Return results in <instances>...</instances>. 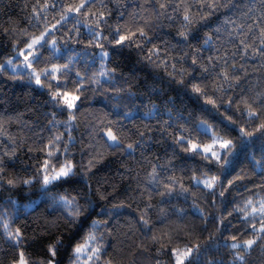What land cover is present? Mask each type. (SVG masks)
I'll list each match as a JSON object with an SVG mask.
<instances>
[{
  "label": "trees",
  "instance_id": "obj_1",
  "mask_svg": "<svg viewBox=\"0 0 264 264\" xmlns=\"http://www.w3.org/2000/svg\"><path fill=\"white\" fill-rule=\"evenodd\" d=\"M48 2L57 4L55 10L49 9L47 13V24L51 27L59 20L60 0H48ZM63 2L67 7L69 4L73 6L79 4L80 0H63ZM43 3L44 0H40V5H37V0H0V62L11 58L17 49L26 47L24 41L28 40L30 35L38 36L43 30V25L38 29L29 24L33 6L39 7ZM142 3L143 0H104L105 15L109 26L115 27L118 24L132 26L131 14L135 12L137 22L143 23L140 19L143 16L152 23V30L149 31L151 42L145 45L144 52L136 48H125L119 55L113 56L110 66L117 67V78L113 86L105 85L106 91L103 95L100 94V90L96 92L91 90L96 87L95 85L89 86L86 83V90L82 97L84 101L81 107L82 115L78 114L75 121L76 127L70 131L63 123L68 120L67 112L61 114L54 107L47 87L42 88L34 82L29 83L26 78L13 80L9 78V75L0 76V116L4 118V134L0 135V141L3 142L0 144V154L9 151L13 146L16 147V155L13 159L5 157L9 173L21 179L30 178L45 158V153L39 149L46 148L50 138L63 134L60 143L65 144L68 142L69 134L74 137L69 148L73 162L77 165L76 183L72 186L64 184L62 187L53 188L49 196L53 193L79 194L81 204L84 203V197L92 200L93 207L90 209L92 219L109 222L101 229L105 232L104 242L108 245L107 255L103 256L102 260L111 259L113 264H156L157 260L160 264H171L169 256L157 257V250L162 245L183 248L189 242L206 245L210 234L219 238L221 233L216 231L218 225L213 217L217 221L227 217L225 223L230 221L235 226L223 232V239H228L237 228L243 231L245 227L238 221L241 215L239 212H233L232 216H228V212L242 207L253 193L264 196V188L260 187L264 184V175L254 171L251 163L252 156L257 160L262 158L259 142L250 147L241 145L238 140V131L233 130L242 123L237 119L238 114L235 109L225 111L224 107H219L217 111L212 105L205 103V97H198L191 90L189 81H192V76L189 73L197 77V80L193 82L199 83L203 80V84L209 86V96L216 99L212 90L219 83L215 79V73L221 69L217 67L213 70L209 65L210 74L201 73L198 69L193 72L190 57L185 60L179 59L184 52L191 51L183 44H177L179 39L177 33L182 30V14H173L176 17L175 20H168L165 17L157 20L150 10H141L139 5ZM98 9L99 5L94 7L93 11ZM109 11L111 15H108ZM168 11L171 13V9ZM121 12L124 13L123 16L120 15ZM223 15L222 11L206 24L195 25L194 34L197 39L191 40V43L196 46L202 45L204 34L212 33L219 23L218 17L222 19ZM91 22L92 19H89V23ZM32 23L35 24V21L33 20ZM72 27L71 22L65 25V29ZM6 29H12L13 33L8 34ZM24 29L28 30L29 35L22 34ZM80 32L82 43H69L63 54L64 58L52 60L46 64L41 63L38 66L34 64L33 68L40 71L44 67L50 68L53 63L63 64L67 56L72 55L75 59L73 72L69 75L70 80L76 79V71L91 74L99 70V60L93 63L91 55L99 49L88 48L87 55H85V45L88 43L87 29L81 25ZM61 36L62 32L55 34V38ZM223 39L216 41L217 46L223 43ZM153 45L159 46L161 59L167 61V67L162 64L157 67L144 59L147 49L152 48ZM225 47L231 49V45H225ZM215 54V50L203 51L201 53L203 63L207 64V57ZM48 55L47 51H43L45 58ZM172 64L176 65V69L171 67ZM181 69L185 70L184 85L178 83L181 79L179 75H176L174 79L169 76V73H178ZM258 75L259 73L253 74L251 77L253 81ZM205 76L207 78L203 79ZM42 83H44L43 77ZM51 83L55 84L56 81ZM68 87L71 89L72 85L68 84ZM117 90L122 91L119 93V99L114 100L113 96L116 95ZM170 100L175 101L174 107ZM216 103L219 106L221 102L216 100ZM153 106L158 107L160 113L153 117H146L145 114ZM167 110L172 111L173 120L180 119L172 127H168L165 133L163 131L164 122L172 123L169 121ZM53 112H56V120L60 121L55 126L49 124ZM125 112L132 113V118H125L123 116ZM228 116L236 119L235 125L228 121ZM101 121L104 124L108 121H118L116 127L121 128L125 144L135 143L136 140L141 139L139 133H145L142 145L137 146L132 156L104 149L101 137L92 134L94 126H103ZM200 121H207L208 124L218 129V135L236 142V153L231 157L234 163L226 166L227 172L220 170L217 166H213L210 172L207 171L200 157L193 158L174 144V139L182 134L190 136L193 143L201 141L203 144L210 143V139L198 136L194 131L195 125ZM9 137L16 141L15 145L11 143ZM174 149L175 155H173ZM96 152H102L103 158L98 157L100 162L88 171L86 167L88 160ZM60 159L63 160L64 157L61 156ZM154 164L164 166L162 170L158 168L161 172V181L167 182L169 177L177 179L178 182L171 197L162 198L155 191L151 194L140 195L144 191L146 177L152 171ZM81 165L85 167L82 169ZM84 172H87L86 176ZM241 172L245 178L237 181L223 197H220L219 192L223 190L220 182H223L226 188L227 181ZM194 175L197 178L219 177L215 188L216 195H210L209 190L202 184L197 188L192 182ZM89 184L92 186L91 191L88 188ZM181 185L188 189L187 193L182 192ZM160 190L163 191V188ZM101 196L106 198L101 199ZM9 197L18 202L17 208L7 205ZM32 201H36V204L28 208V204ZM121 202L131 206L119 209L118 215L112 217L105 215V212L112 209L113 205ZM149 203L152 205L148 209L152 227L151 231L146 234L147 230L142 229L138 221L140 214ZM193 205L198 206L208 218L207 231L201 232L205 224L196 214ZM0 206H4L3 210L8 215V222L11 223L12 229L19 227L24 233L27 253L36 264H42L47 259L48 246L55 244L58 239L62 241L63 247L59 248L57 261L59 264H71L69 258L72 256V250L85 238L87 227L76 229L67 224L63 219V210L55 207L51 199L42 194L38 183L34 182L30 190L29 186L21 185L12 191L6 189L0 191ZM161 209L168 213L166 217L161 215ZM180 209L184 211L182 216L177 211ZM133 221L136 223L134 224ZM109 231L111 235L107 234ZM153 234L160 239V243L151 241ZM169 236L172 237L171 244L168 243ZM248 238L250 237L247 235L243 236V239ZM142 242L147 246V252L138 247ZM13 256V250L8 243L0 239V264H11ZM221 259L224 264H229L231 257L228 250L213 249L205 255L204 264ZM251 264H264V257H261L258 251L254 252Z\"/></svg>",
  "mask_w": 264,
  "mask_h": 264
},
{
  "label": "snow or ice",
  "instance_id": "obj_2",
  "mask_svg": "<svg viewBox=\"0 0 264 264\" xmlns=\"http://www.w3.org/2000/svg\"><path fill=\"white\" fill-rule=\"evenodd\" d=\"M37 5H40V0H37ZM99 5L97 11L93 8ZM150 6V8H149ZM104 0H80L79 4L73 6L69 4L65 7L63 0H60V17L56 24L48 27L47 13L49 9L55 10L57 4L55 2L49 3L44 0L42 6H33L31 16L29 17V24L33 27L40 28L43 25V30L40 31L38 36L30 35L29 39L24 41L26 47L23 50L17 49L13 57L0 62V76L9 75L10 79L16 80L26 78L29 83L34 82L39 87H47L50 92V100L54 107L60 113L67 112L68 120L64 121L65 128L71 130L76 127L75 121L78 114L82 115L81 107L83 104L82 97L86 90L85 85H95L91 90L96 92L100 90V94L106 91L105 85L113 86L117 78V67H111L113 56L119 55L125 48H136L141 52L145 51V45L151 42L149 31L152 30V23L140 17L143 23L137 22V14H131L132 26L128 24H118L115 27L108 25V20L105 15ZM142 11H151L156 16L157 20L165 17L168 20H175V15L182 14V30L178 31L179 39L177 44H183L185 48L190 49V52H184L180 60L191 58V65L193 72L197 69L201 73L210 74V68L216 69L219 67L221 70L215 73V79L219 81L212 90V94L216 96L213 99L208 94L209 86L201 82H193L197 77L193 73L191 90L198 97H205V103L212 105L219 111V107H224L225 111H232L238 114L237 119L242 121L238 128L233 130L238 131V140L241 145L245 147L254 146L259 142L262 158L260 160L251 157L253 170L258 171L264 175V0H143L139 5ZM171 9V13H169ZM224 12L223 18L219 19V23L212 30V33H205L203 43L196 46L191 43V40L197 39L194 34V26L197 24H206L213 17H217L218 13ZM91 13V17H89ZM111 15V12H108ZM124 15L123 12L120 13ZM89 19L92 22L89 23ZM33 20L35 24H33ZM69 22L72 23L71 29H65V25ZM87 29L88 43L85 45V55H87L88 48L99 49L98 52L92 53L93 63L99 60V70L91 74H82L80 71L75 72L76 79L70 80L69 75L74 69V59L72 55L67 56V60L63 64L53 63L52 66L44 67L42 70L37 71L33 65L37 66L41 63H48L52 60H59L64 58L63 54L67 49L69 43H82L80 39L81 32L80 26ZM8 34H12V29L5 30ZM107 31V34H106ZM57 32H62L60 38H55ZM23 35H29L28 30H23ZM215 37V39H214ZM223 39V43L217 46L216 41ZM62 41V43H61ZM231 45V49L225 47ZM16 46L14 45V48ZM49 53L48 57L43 56V51ZM205 50H215V55L207 57V64L203 63L201 53ZM79 55V54H78ZM19 57H23L19 60ZM149 63L155 64L157 67L161 64L165 67L168 66L167 61L161 59L159 46L153 45L152 48L147 49L144 56ZM159 62V63H158ZM255 62V63H251ZM171 67L176 69V65L172 64ZM30 70V71H29ZM184 69L178 73H169L173 79L179 75L181 79L179 84L184 85ZM259 73L255 77V81L251 78L253 74ZM42 77L44 83H42ZM63 78V79H61ZM207 77H203L206 79ZM56 81L55 84L51 83ZM68 84L72 87L69 89ZM122 90H117L116 95L113 96L114 100L119 99V93ZM219 93V95H216ZM129 95H132L129 93ZM216 100H220L218 106ZM173 107L175 101L170 100ZM160 113V109L153 106L146 117H153ZM169 121L172 123L164 122L163 131L166 133L168 127H172L177 123L180 118L173 120L172 111L167 110ZM123 116L127 119L132 118V113L125 112ZM228 121L235 125L236 119L232 116L227 117ZM60 123L56 120V112L52 113V119L49 124L55 126ZM118 121H108L104 124L101 121V127H93L92 134L100 136L103 148L111 150L112 152L126 153L132 156L136 151L137 146L142 145V138L145 133L140 132L141 139L135 143L125 144L124 135L121 128L116 127ZM115 129V131H114ZM194 131L198 136L206 137L211 140L210 144L193 143L190 136L180 135L174 139V144L182 149L185 153H189L193 158L200 157L204 167L207 171H211L213 166H217L220 170L227 172L226 166L233 165L231 157L235 156L237 144L232 139H224L223 136L218 135V129L207 121H200L195 125ZM4 134V118L0 116V135ZM63 134L56 135L50 138L46 148L41 147L39 150L45 153L43 162L37 166L35 173L27 179H21L19 176L12 175L8 171V165L5 162V157L13 159L16 155V147L13 146L9 151H4L0 154V191L5 189L8 191L15 190L21 185L31 186L35 183L40 185L42 194L51 199L53 205L58 209L63 210L64 221L75 227L76 229L87 227L85 238L79 242L72 250V256L69 258L71 264H113L112 260L103 261L102 257L107 255L106 248L108 245L104 242L105 232L101 231L102 228L108 225V220L92 219V200L84 197V203H80L79 194H55L52 193L53 188L62 187L64 184L72 186L76 183L78 176L77 165L73 162L70 154L69 145L72 144L74 137L70 134L68 142L61 144ZM13 145L16 141L9 137ZM3 142L0 141V144ZM217 146L220 151H217ZM32 151V149H29ZM175 149L173 155H175ZM64 159L61 160L60 157ZM103 158L102 152H96L91 156L87 163V170L91 171L92 168L100 162ZM82 169L84 165L80 166ZM163 165H153L152 171L146 177V184L144 191L140 193L143 196L145 193L151 194L155 191L156 194L163 197H171L175 191L177 179L169 177L167 182L160 179L161 172L158 168L163 169ZM85 176L87 172L83 173ZM206 175V173H204ZM243 172L238 173L236 177L227 181L225 188L223 182H220V187L223 189L219 192V196L223 197L225 192L232 188L237 181L244 179ZM219 181V177L212 176L210 178L200 179L195 175L192 177L193 184L198 188L203 184L204 188L209 190V194L215 196V188ZM91 185H88L91 191ZM139 187V182H138ZM264 188V184L260 185ZM163 188V191L160 189ZM183 193H187L188 189L181 185ZM75 191V189H73ZM106 197L101 196V199ZM36 201L30 202L29 206H34ZM7 205L13 208L18 207V202L9 197ZM131 205L121 202L120 204L113 205L112 209L105 212V215L112 217L118 215V210ZM4 206H0V239L5 240L8 246L13 250L14 256L11 264H36L31 256L27 253V246L25 244V235L22 230L17 227L12 229L11 223L8 222V215L3 210ZM152 205L149 203L139 216V223L142 229L151 231V220L148 214V209ZM196 214L204 221L205 227L201 232L207 231L208 218L204 213L193 205ZM102 211H104L102 209ZM181 216L184 214L182 209L177 210ZM233 212H239L241 215L238 221L245 227L243 231L240 228L236 229L228 239H223V232L235 227L229 221L225 223L227 217L221 218L218 221L215 217L213 220L217 223V232H220V237H214L211 234L208 238L206 245L185 244L183 248L168 247L162 245L156 252V256L167 255L170 257L171 264H204L205 255L215 249L219 251L220 248L228 250L231 259L229 264H251V258L254 252H259L261 257H264V196L253 193L243 204L242 207L234 208L232 212H228V216H232ZM161 215L166 217L168 213L161 209ZM90 221V223H89ZM135 224L136 221H133ZM259 225V226H257ZM99 233V235H98ZM111 235L109 231L107 233ZM247 235L250 238L243 239ZM153 243H160V239L153 234L151 236ZM222 241V242H219ZM172 237L169 236L168 243L171 244ZM63 247L60 239L55 244L49 245L47 248V259L42 264H59L56 257L59 248ZM143 251L147 252L148 248L143 242L138 245ZM156 264H160L157 260ZM209 264H224L223 259L209 261Z\"/></svg>",
  "mask_w": 264,
  "mask_h": 264
},
{
  "label": "rangeland",
  "instance_id": "obj_3",
  "mask_svg": "<svg viewBox=\"0 0 264 264\" xmlns=\"http://www.w3.org/2000/svg\"><path fill=\"white\" fill-rule=\"evenodd\" d=\"M24 48H25V47H24ZM24 48H22V49H20V50H23ZM13 56H14V55H13ZM13 56H12V57H13ZM18 59H19V60H22L23 57H19ZM210 143H211V142H210ZM210 143H208V144H210ZM216 150H217V151H220V149H219L218 146H217V149H216ZM207 178H210V177H207ZM200 179H205V178H200ZM202 185H203V184H202ZM29 205H30V204H28V206H27L28 208L31 207V206H29ZM81 264H84V261H83V260L81 261Z\"/></svg>",
  "mask_w": 264,
  "mask_h": 264
}]
</instances>
